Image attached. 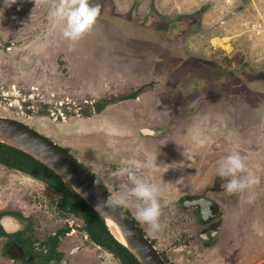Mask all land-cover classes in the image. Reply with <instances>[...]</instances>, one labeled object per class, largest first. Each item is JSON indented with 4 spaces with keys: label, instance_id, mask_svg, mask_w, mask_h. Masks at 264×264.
<instances>
[{
    "label": "rangeland",
    "instance_id": "1",
    "mask_svg": "<svg viewBox=\"0 0 264 264\" xmlns=\"http://www.w3.org/2000/svg\"><path fill=\"white\" fill-rule=\"evenodd\" d=\"M54 3L0 0V115L49 137L113 195L131 187L115 175L122 162H139L138 175L160 188L161 230L135 219L134 198L125 209L167 264H264V0H89L100 15L71 48L48 19ZM233 151L259 178L251 203L217 176ZM154 156L177 167L153 173L143 165ZM183 194L217 206V244L200 239L208 230L182 210ZM57 198L0 164V215L21 218L39 242L68 228L58 264H120ZM4 240L0 264H23Z\"/></svg>",
    "mask_w": 264,
    "mask_h": 264
},
{
    "label": "clouds",
    "instance_id": "2",
    "mask_svg": "<svg viewBox=\"0 0 264 264\" xmlns=\"http://www.w3.org/2000/svg\"><path fill=\"white\" fill-rule=\"evenodd\" d=\"M17 0H4L5 7H11ZM35 6L47 5L50 0H33ZM100 4L91 5L89 0H55L49 7L48 19L50 22L62 26V36L70 44L83 38L95 24L100 15ZM115 175L127 177L131 185L126 192H117L96 202V207L105 212L117 211L129 206L134 198V217L141 224L148 226L151 233L161 230L160 217L162 215L159 200L160 188L157 184L148 182L138 175L136 169L142 165L134 160L123 161ZM143 167L151 172H167L170 168H176L177 164H157V156L149 157ZM217 176L224 181L222 189L228 195L247 193V202L251 203L254 198L253 189L259 184V178L249 169L245 158L239 152H231L218 162Z\"/></svg>",
    "mask_w": 264,
    "mask_h": 264
},
{
    "label": "water",
    "instance_id": "3",
    "mask_svg": "<svg viewBox=\"0 0 264 264\" xmlns=\"http://www.w3.org/2000/svg\"><path fill=\"white\" fill-rule=\"evenodd\" d=\"M142 132L154 134V130L149 128H143ZM0 142L22 150L48 167L92 208L110 234L126 246L140 264H167L156 246L123 208L105 212L96 207L97 201L106 199L111 194L79 161L49 137L19 120L0 115ZM108 221L113 228L108 226ZM18 225L19 220L16 217L10 214L0 215V226L5 233L12 232Z\"/></svg>",
    "mask_w": 264,
    "mask_h": 264
},
{
    "label": "trees",
    "instance_id": "4",
    "mask_svg": "<svg viewBox=\"0 0 264 264\" xmlns=\"http://www.w3.org/2000/svg\"><path fill=\"white\" fill-rule=\"evenodd\" d=\"M128 97H134V94L128 95ZM105 105L103 102L96 103L95 111L100 112ZM0 164L9 169L24 172L48 185L58 196L56 201L57 209L74 218L81 219V229L86 232L88 238L97 246L111 253L119 260L120 264H140L128 248L110 234L103 221L92 208L87 205L82 198H79L74 191L67 187L60 178L42 162L20 149L0 142ZM98 183L101 184L99 181ZM124 210L131 217L129 212L126 209ZM131 219L137 225L133 217H131ZM67 230V227L59 229L55 232L54 236L48 237L47 240L45 239L42 241V244H44L48 250V259L57 256L56 247L59 242L58 236L63 235ZM0 235H5L1 231V228Z\"/></svg>",
    "mask_w": 264,
    "mask_h": 264
},
{
    "label": "flooded vegetation",
    "instance_id": "5",
    "mask_svg": "<svg viewBox=\"0 0 264 264\" xmlns=\"http://www.w3.org/2000/svg\"><path fill=\"white\" fill-rule=\"evenodd\" d=\"M104 188L106 187L104 186ZM110 194L113 195L112 193ZM179 199L181 200L180 201L181 206H187V208H184L182 210H186L191 207V209L188 210V213L192 215L195 222H199V225L204 227V230H208L207 235H202L198 233L203 243L206 245L209 244L211 246H213L215 243L217 244V236L219 234L218 233L219 223H217L218 209L217 206L214 204V202L209 197L201 194H187V195L183 194L180 195ZM199 200H201V202H194ZM10 215L16 217L19 220V225L17 228H15L12 232L9 233H5L0 226L1 231L5 234V235H0V237H5L4 243L2 244L5 254L11 259L22 260L23 264H58L59 256L48 259L47 258L48 250L46 246L42 244V241L40 242L35 241L32 235L26 233L27 231H29L28 224L25 221H23L21 218L15 216V214L10 213ZM54 235L55 233H53L51 236ZM227 244L228 242H226V245ZM57 248L58 246L56 247V252H58ZM161 256L166 261V259L162 254Z\"/></svg>",
    "mask_w": 264,
    "mask_h": 264
},
{
    "label": "bare ground",
    "instance_id": "6",
    "mask_svg": "<svg viewBox=\"0 0 264 264\" xmlns=\"http://www.w3.org/2000/svg\"><path fill=\"white\" fill-rule=\"evenodd\" d=\"M107 223H108V226H110L111 228H113L110 221H108ZM115 235H118V234H115Z\"/></svg>",
    "mask_w": 264,
    "mask_h": 264
},
{
    "label": "crops",
    "instance_id": "7",
    "mask_svg": "<svg viewBox=\"0 0 264 264\" xmlns=\"http://www.w3.org/2000/svg\"><path fill=\"white\" fill-rule=\"evenodd\" d=\"M145 128H148V127H145ZM142 129H143V128L141 127V129H140L141 132H142ZM149 129H150V128H149ZM142 134L147 135V134H149V133H143V132H142Z\"/></svg>",
    "mask_w": 264,
    "mask_h": 264
}]
</instances>
